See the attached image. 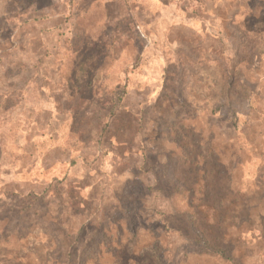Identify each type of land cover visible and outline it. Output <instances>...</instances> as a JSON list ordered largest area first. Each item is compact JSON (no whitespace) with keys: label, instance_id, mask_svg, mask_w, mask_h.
Here are the masks:
<instances>
[{"label":"rangeland","instance_id":"rangeland-1","mask_svg":"<svg viewBox=\"0 0 264 264\" xmlns=\"http://www.w3.org/2000/svg\"><path fill=\"white\" fill-rule=\"evenodd\" d=\"M0 264H264V0H0Z\"/></svg>","mask_w":264,"mask_h":264},{"label":"trees","instance_id":"trees-1","mask_svg":"<svg viewBox=\"0 0 264 264\" xmlns=\"http://www.w3.org/2000/svg\"><path fill=\"white\" fill-rule=\"evenodd\" d=\"M71 66H70L71 69H70L69 74H65V76L63 77L64 80H65L66 88H67V90L69 92L77 91V90L82 92V90H83L82 89V85H78L77 82H76V80H77L76 74L77 73H79V74L85 73L84 68H86V65H85V63L81 64V63L78 62L77 65L72 64ZM77 86H78V88H77ZM119 94L120 93H118V98L117 99L120 101L122 99V96H123L122 94L123 93L120 94V97H119Z\"/></svg>","mask_w":264,"mask_h":264}]
</instances>
